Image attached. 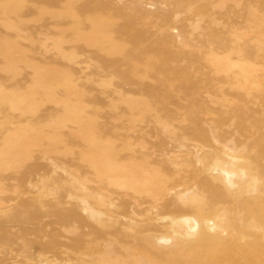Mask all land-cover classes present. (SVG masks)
<instances>
[{"label": "rangeland", "instance_id": "rangeland-1", "mask_svg": "<svg viewBox=\"0 0 264 264\" xmlns=\"http://www.w3.org/2000/svg\"><path fill=\"white\" fill-rule=\"evenodd\" d=\"M113 148L200 174L210 250L264 264V0H0V264L213 262Z\"/></svg>", "mask_w": 264, "mask_h": 264}, {"label": "bare ground", "instance_id": "bare-ground-1", "mask_svg": "<svg viewBox=\"0 0 264 264\" xmlns=\"http://www.w3.org/2000/svg\"><path fill=\"white\" fill-rule=\"evenodd\" d=\"M111 151L112 154L110 153V155H113L115 158L121 156L120 167H116V169L121 172L120 177L124 185L122 187L126 190H131V193H133L136 209H147L143 208V204H148L149 207L154 205L155 207L162 206L163 214H166L162 218L168 223V227L171 229V237H176L175 228L177 226L186 224L189 221L193 222L194 227L187 232L186 236H189L184 240V243H180L179 248L186 249V251L192 254L199 253L203 247L207 246L208 248L206 250L210 251V258L213 259V262L210 263L198 259V262L193 264H225L222 261L227 262L232 259H238L236 258L238 255L231 250L228 252L229 257L221 256L217 249L210 250L212 249L211 245L222 240V237L218 231L211 232L216 224L209 218V212L213 211L211 209L212 203L217 201L213 196L214 194L207 192L205 186H208V183L200 177V174L198 176V180L200 179V190L190 194L192 187L185 183L186 174L184 170L177 169L170 171L167 167H164L166 166L164 164L165 161L155 160L153 156L142 157V159L140 158L138 160L139 156H130L132 151L128 148L122 149L120 152L113 148ZM170 153L171 150L165 149L162 151L164 156ZM125 154L128 156L123 158ZM157 155L159 156V153ZM210 168L214 170L213 172L217 171V173L220 172L224 175L216 164H211ZM168 187L171 189L178 188V191L175 193L176 196L171 199L164 198L160 200L162 196L167 195ZM173 240H176V238ZM212 253L215 254L216 258Z\"/></svg>", "mask_w": 264, "mask_h": 264}]
</instances>
